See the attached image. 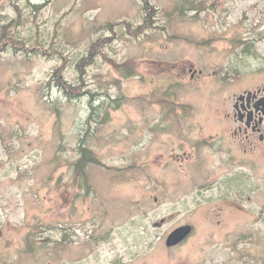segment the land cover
Wrapping results in <instances>:
<instances>
[{
    "label": "rangeland",
    "instance_id": "374dc122",
    "mask_svg": "<svg viewBox=\"0 0 264 264\" xmlns=\"http://www.w3.org/2000/svg\"><path fill=\"white\" fill-rule=\"evenodd\" d=\"M146 1L0 0V264H264V154L224 153V200L223 168L168 162L155 86L225 78L175 89L226 128L233 91L264 85V0Z\"/></svg>",
    "mask_w": 264,
    "mask_h": 264
},
{
    "label": "flooded vegetation",
    "instance_id": "af4514ba",
    "mask_svg": "<svg viewBox=\"0 0 264 264\" xmlns=\"http://www.w3.org/2000/svg\"><path fill=\"white\" fill-rule=\"evenodd\" d=\"M188 71L191 73V81L156 83L155 85L157 94L166 93L168 97L163 98L164 104L171 105L168 110L165 107L166 110L160 117L161 120L164 119L169 124H177L175 127L162 130L168 133L167 143L172 146L168 162L181 166H194L196 173L205 172V175H209V170L216 167L223 168L224 171L221 174L226 188L221 197L228 201L224 153L229 158L233 152L238 151L246 156L254 155L255 151L264 154V85L233 91L230 99L232 112L223 115L224 119L229 120L226 128L222 130V122H218L214 128L208 129L206 125L191 124L192 113L176 101L179 89L175 88L187 86L190 91H201L204 86L209 85L211 91L217 90L220 93L223 82L226 83L227 80L225 78L197 80L203 72L192 66ZM154 90H151L152 93ZM159 103L161 104L160 101ZM217 110L221 111L220 108ZM218 119L221 121V116ZM225 134L230 137L229 145L223 143Z\"/></svg>",
    "mask_w": 264,
    "mask_h": 264
},
{
    "label": "trees",
    "instance_id": "16d2710c",
    "mask_svg": "<svg viewBox=\"0 0 264 264\" xmlns=\"http://www.w3.org/2000/svg\"><path fill=\"white\" fill-rule=\"evenodd\" d=\"M143 2H144V7H145L146 10L149 9V8L151 7V6L149 5V2H147L146 0H143ZM145 27H150V26H149L148 24H146ZM7 43H8V42H7L6 40L3 39V42L1 43V44H3V46H2V49L0 48V50H4V49H6V45H8ZM90 52H91V51H90ZM91 60H92L91 57H87V59H84L83 64H81V65L86 66L87 64L91 63ZM82 67H83V66H82ZM132 73H133V72H132ZM129 74H131V73L128 72L125 76H127V75H129ZM72 95H74V94L72 93L71 96H72ZM80 149H81L82 156H81V158H79V159L77 160V162H76V167H77L78 170H82V169L87 165L88 162L94 160L93 157L90 156V154H89L90 151L88 150V148H82V147H81Z\"/></svg>",
    "mask_w": 264,
    "mask_h": 264
},
{
    "label": "water",
    "instance_id": "95a60500",
    "mask_svg": "<svg viewBox=\"0 0 264 264\" xmlns=\"http://www.w3.org/2000/svg\"><path fill=\"white\" fill-rule=\"evenodd\" d=\"M193 231L191 224L185 223V225H180L174 228L165 239L167 247H174L185 241L186 237H188Z\"/></svg>",
    "mask_w": 264,
    "mask_h": 264
}]
</instances>
